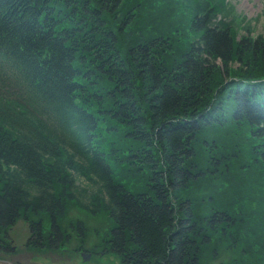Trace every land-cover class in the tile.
<instances>
[{
    "label": "trees",
    "instance_id": "obj_1",
    "mask_svg": "<svg viewBox=\"0 0 264 264\" xmlns=\"http://www.w3.org/2000/svg\"><path fill=\"white\" fill-rule=\"evenodd\" d=\"M232 13L0 0V242L32 215L28 249L264 264V36Z\"/></svg>",
    "mask_w": 264,
    "mask_h": 264
},
{
    "label": "rangeland",
    "instance_id": "obj_2",
    "mask_svg": "<svg viewBox=\"0 0 264 264\" xmlns=\"http://www.w3.org/2000/svg\"><path fill=\"white\" fill-rule=\"evenodd\" d=\"M228 1L234 6L233 14H236L238 16V22L240 23L241 27L244 24L249 23L250 27L253 29L252 33H254V35H264V0ZM241 18L243 19L242 22ZM77 211L78 212H74L72 210L69 216H84L80 209H78ZM31 216L32 215H28L24 219H22L21 217V219L17 221L15 225L10 229V232H8V234L11 236V241L15 243H23L24 240L29 237V229L27 224L29 223ZM87 222L88 224H91L96 222V220L90 219ZM90 233L92 235L90 237L97 235V233H94L93 231H91ZM2 246L3 245H1L0 243V264H14V261H18V263L21 264H118V259L115 257V255L110 253L104 254L102 253V251L91 254L89 257H87L88 260H84V256H82L80 252L74 251L72 249L69 250V247L67 245L61 246L60 250L58 251L45 252L44 249H30L31 251L27 249L26 254L23 253L22 250H19L17 252L16 259L9 254H1V251H3ZM22 249H25L24 245L22 246ZM3 256H5L6 258H4ZM217 264L219 263L217 262Z\"/></svg>",
    "mask_w": 264,
    "mask_h": 264
},
{
    "label": "flooded vegetation",
    "instance_id": "obj_3",
    "mask_svg": "<svg viewBox=\"0 0 264 264\" xmlns=\"http://www.w3.org/2000/svg\"><path fill=\"white\" fill-rule=\"evenodd\" d=\"M40 235H44L43 231L41 230V233ZM49 235H52L53 237L55 236V233L53 231H51V233ZM36 238L38 237L37 233H36ZM41 239H42V236H41ZM27 241V240H26ZM2 249L4 252H14L16 250V246L11 244V245H8L6 243L3 242L2 244ZM8 250V251H7ZM22 254V253H21Z\"/></svg>",
    "mask_w": 264,
    "mask_h": 264
}]
</instances>
